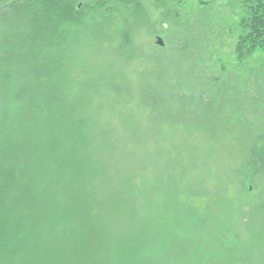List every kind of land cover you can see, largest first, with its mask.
<instances>
[{
    "label": "rangeland",
    "instance_id": "1",
    "mask_svg": "<svg viewBox=\"0 0 264 264\" xmlns=\"http://www.w3.org/2000/svg\"><path fill=\"white\" fill-rule=\"evenodd\" d=\"M211 1L112 2L108 35L98 30L92 38L100 51L91 52L86 66L76 50L64 56L62 94L54 103L73 110L48 116L54 126L45 132L49 152L65 142L71 154L81 130L69 124L83 103L90 165L116 168L110 181L101 184L93 169L88 181L103 192V205L121 213L120 226L129 219L136 234L121 258L107 259L110 250L97 244L82 250L84 244L70 243L65 233L32 241L20 219L17 248L9 249L6 264H264V32L257 40L252 35L257 46L241 56L245 0L202 9ZM3 58L0 143L6 144L11 106L43 105L47 88L33 87L26 73H12ZM41 107L26 115L33 124L41 120ZM36 129L24 133L41 137ZM35 183L31 177L19 190Z\"/></svg>",
    "mask_w": 264,
    "mask_h": 264
},
{
    "label": "trees",
    "instance_id": "2",
    "mask_svg": "<svg viewBox=\"0 0 264 264\" xmlns=\"http://www.w3.org/2000/svg\"><path fill=\"white\" fill-rule=\"evenodd\" d=\"M120 1L0 0V56L7 60L6 65L12 68V73H26L27 81L34 84L33 87L46 84L47 88L42 99L43 105H39L43 108L36 109L41 113L35 111L41 120L37 118L33 124L30 115L26 117L35 110L34 107H39L34 106L32 100L27 104H19L18 108L11 106L9 118L12 128L5 136L6 144L0 143V197L6 196V201H0V264L7 263L10 248H17L14 235L16 223L20 219L27 223L32 241L41 240L46 235L44 233H65L70 243L74 240L79 247L84 244L82 250L86 246L91 250L95 244L102 250L105 247L110 250L107 259L113 258L114 261L121 258V251L129 244L130 236L136 235L130 232L132 222L129 219L126 227L120 226L121 213H115L113 208L103 205L100 199L103 192L88 181L92 169L93 176L102 180L101 184L110 181L116 168L112 164L103 167L98 162L90 165V154L93 152L90 143L84 141L87 111L82 110L83 103L76 104L70 120V128H76L75 133L81 130L73 138L76 144L70 155H66L65 142L55 152H49L50 141L45 134L53 131L54 126L48 123V116L56 114L53 111L59 109L61 116H65L73 110L68 109L69 105L62 110L60 105L54 103L62 94L58 83L64 56L70 57L76 50L81 65L86 66L92 53L100 51L93 45L92 38L98 30H104L108 35L110 26L106 21L112 10V2L119 4ZM169 1L182 5L186 0ZM211 2L203 4L202 9L211 8V5L213 7L222 0ZM241 5L245 8L246 16L240 24L242 33L238 37L237 47L239 54L246 56L257 46L252 35L257 40L264 32V0H245ZM123 35L126 36V32ZM119 37L122 46L125 39ZM261 41L260 46L264 47V39ZM90 64L94 65L92 62ZM261 77L264 89V72ZM80 95H83L81 91ZM49 104L50 107L46 108ZM20 117L24 123L18 122ZM28 122L32 130L33 125L38 128L36 134L40 133L41 137L26 136L24 132L30 130ZM52 124L56 125L54 118ZM21 153H24L22 157ZM61 164L65 167L61 168ZM31 177L35 178L36 183L27 192L19 190L23 184L30 182ZM80 184L82 186H78ZM72 191L73 194H70ZM111 199V196L108 197V201ZM112 241L114 246H111Z\"/></svg>",
    "mask_w": 264,
    "mask_h": 264
},
{
    "label": "water",
    "instance_id": "3",
    "mask_svg": "<svg viewBox=\"0 0 264 264\" xmlns=\"http://www.w3.org/2000/svg\"><path fill=\"white\" fill-rule=\"evenodd\" d=\"M160 42V44H162L163 42L162 41H159Z\"/></svg>",
    "mask_w": 264,
    "mask_h": 264
}]
</instances>
